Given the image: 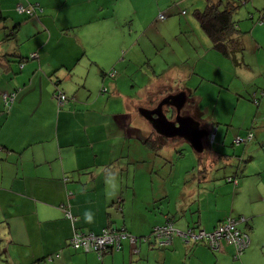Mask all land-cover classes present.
<instances>
[{
  "label": "crops",
  "instance_id": "0c3cea01",
  "mask_svg": "<svg viewBox=\"0 0 264 264\" xmlns=\"http://www.w3.org/2000/svg\"><path fill=\"white\" fill-rule=\"evenodd\" d=\"M112 1L97 3L98 11L108 10L109 17L91 15L87 23L73 25V22L53 31L52 18L46 14L47 10H56L53 0H0V55L30 58L36 52L23 67L6 58L4 65L0 63V264H168L170 260L178 264L179 257H184L188 264H264V178L256 174L263 175L264 166L255 173L257 178L250 180L249 172H245L249 181L245 178L239 180L238 186L228 188L225 177L239 173H223L221 177L214 173L220 161L225 167L232 166L233 157L214 151L216 142L210 147L209 137H205L204 151L197 152L196 195L172 188L168 182L154 177L153 170L150 179L139 182L136 151L130 157L134 150L132 146L127 149L126 142L134 138L152 153L150 157L161 158L172 151L178 153L177 149L168 148L175 139H169L156 155L144 143L155 135L163 137L153 127L142 125L140 130H131L129 118L121 121L115 117L116 113H105L108 101L93 99L92 93L81 97V91L88 92L90 75L94 71L98 77L99 71L103 84L111 85L126 108L138 104L149 108L153 101L150 89L143 101L137 100V94L123 92V87L131 83L130 73L137 71L132 62L126 64L125 59L121 74L107 80L111 70L104 67L103 59L93 58L102 39H110L104 26L116 20L115 10L121 8L119 1L114 4ZM74 2V6L88 3V12L92 0ZM19 4L37 8L36 15L30 17L34 21L29 22L27 15L18 12ZM112 4L119 7L113 10ZM16 26H19L16 40L6 41V34ZM85 27H91L89 30L97 27L98 33H89ZM75 28L83 29L82 34H72ZM114 39V43L120 42L119 38ZM35 40L37 45L30 51L23 49L24 42ZM66 42L72 48L66 47ZM60 46L68 52L62 54ZM120 54L121 50L117 58ZM116 64L114 61L110 66L116 69ZM154 76L151 75V81ZM57 89L68 96L62 108L53 97ZM17 90L15 100L6 109L2 94ZM195 121L207 128L208 133L212 132L199 118ZM104 143L107 149L97 151L98 144ZM164 152L168 153L163 155ZM179 153L183 155L182 150ZM123 158L127 160L123 162ZM131 166L134 175L130 174ZM185 168L189 171L188 166ZM207 182L221 187L219 192L217 187L214 195H205L206 188L202 185ZM230 216L244 217L247 222L241 228L251 237L250 247L238 259L234 247L225 241L219 251L213 252L205 245H188L178 238L168 249L155 247L148 240L137 246L138 253L134 252V245L125 241L121 251L102 260L94 253H81L68 245L79 229L100 233L112 225L145 237L155 226L172 219L181 230L201 227L209 232ZM49 257L53 259L50 263L42 261Z\"/></svg>",
  "mask_w": 264,
  "mask_h": 264
},
{
  "label": "rangeland",
  "instance_id": "374dc122",
  "mask_svg": "<svg viewBox=\"0 0 264 264\" xmlns=\"http://www.w3.org/2000/svg\"><path fill=\"white\" fill-rule=\"evenodd\" d=\"M53 1L56 10L46 11L47 16L52 18L53 31L64 29L65 25L73 22V25L87 23L86 19L91 15L106 18L110 13L108 10L98 11L97 3L103 4V0H92L88 12L86 10L88 3L74 6L75 0ZM118 1L122 5H120L121 8L115 10V6L119 7V5H113L115 0L112 1L111 6L115 10L116 16L113 18L116 20H112L111 25L104 26L110 39H102L103 43L94 50L93 55V58L103 59L104 67L111 70L107 80H112L111 73L121 74V63L127 59L126 64L132 62L137 71L129 74L131 83L123 87L124 93L137 94V100L143 101L147 90L150 89V97L152 100H157V104L165 97L174 95L171 93L185 94L188 99L185 110L204 122L209 130L212 129V132L217 130L216 143L212 149L233 157L234 161L230 167H225L223 161H220L214 175L221 177L223 173L236 172V174L239 173V180L248 178L249 181L250 177L244 175L245 172H249L250 180H252L260 167L264 166V23L260 22L264 17V0H246L234 16L239 29L243 32L246 48L241 66H237L231 59L223 57L212 48V43L196 20L195 11L204 10L206 0ZM78 15L83 17L78 18ZM28 21H34V18ZM90 28L85 27L84 30ZM96 28L89 30V33H98ZM82 32L83 29L75 28L71 33L80 35ZM114 38H119L120 42L114 43ZM37 41L24 42L23 49L30 51L37 45ZM65 46L72 48L70 42H66ZM121 46L124 48L122 49ZM60 48L62 54L68 52L65 47L60 46ZM91 48L95 49L93 46ZM120 50V57L117 58ZM33 53L29 55L30 58H34ZM114 61L117 63L116 69L110 66ZM95 69L97 70L96 67ZM153 71L156 73L153 74ZM96 72L100 75L96 77L93 71L87 81L88 92L81 91V97L92 93L93 99L98 97L105 103L108 101L109 112L105 111V113H116L115 117L121 121L129 118L132 122L131 127L129 126L131 130H140L142 125L152 127L151 123L140 114V109L145 108L144 106L138 104L126 108L125 103L121 104L118 101L111 85L109 83L104 85L101 73ZM1 75L2 73L0 77ZM151 75H155L153 81L150 80ZM103 88L105 93H102ZM256 101L260 104L258 105ZM249 132L254 134V139L245 142L244 139ZM96 134L102 135L99 132ZM210 134L211 132L208 137ZM238 137L244 138L243 142L235 144ZM130 139L126 142V147L127 149L133 147L134 151L130 157H134L136 151V161L139 162L137 169L139 182L148 180V177L150 179L149 174L153 170L154 177L168 182L172 188L176 187L190 196L196 195L195 192L199 186V181L195 180L198 174L197 152L188 142L183 143L180 138L175 139L168 148L177 149L178 153L164 152L163 155H166L160 158L153 155L150 157L152 153L144 149L140 141L138 143L136 139ZM207 142L212 144L210 137ZM208 146L211 145L208 144ZM101 148L107 149L106 144H98L97 151H101ZM179 150H182L183 155L179 153ZM251 157L252 160L249 161ZM126 160L127 158H123L122 161ZM183 166V170L180 171ZM187 166L189 171L185 168ZM244 166L248 167L247 170ZM134 172L135 169L132 167L130 174L134 175ZM256 174L264 178V174ZM211 185V182L202 185V188H206L203 189L205 195H214V188L217 187L219 192L221 187L212 185L210 188ZM226 186L233 188L234 185L229 183ZM193 215L195 216L196 213ZM175 228L178 232L185 233L179 229L180 227ZM179 260L178 264H188L184 257H179ZM44 261L50 263L47 258ZM168 264H175V262L170 260Z\"/></svg>",
  "mask_w": 264,
  "mask_h": 264
},
{
  "label": "trees",
  "instance_id": "16d2710c",
  "mask_svg": "<svg viewBox=\"0 0 264 264\" xmlns=\"http://www.w3.org/2000/svg\"><path fill=\"white\" fill-rule=\"evenodd\" d=\"M245 1L246 0H244V1L240 0L239 2H237L236 0H206L205 9L204 10H196L195 14H194V16H195L196 20L198 21L201 29L203 30L205 35L208 37V39L212 43V48L215 51H217L220 55H222L223 57L231 59L237 66H241L243 64L242 58L244 56L246 48H245L244 41H243V36H242L243 32L239 29L238 24H237V22L234 19V16L237 13L240 5H244ZM27 18L29 19L30 17L27 16ZM263 19H264V17L261 18V21H260L261 23H264ZM18 28H19V26H16L14 29H11L6 34V41L16 40V35L18 33L17 32ZM9 57H11V56H9V55L1 56L0 55V63L2 65H4L3 60L6 58V59H10L11 63H15V64L19 65L20 67H23V64L25 63V61L28 60V59H31V58L19 57V56H16V55H13L12 58H9ZM115 74H116V72L115 73H111V77H113ZM108 76H109V74H108ZM104 89L105 88H103L102 93L104 92ZM171 92L172 91H170V93ZM17 93H18V90L14 91V92H11V93L2 94V99L4 101L6 109H8L11 106V104L13 103V101L15 100V98L17 96ZM171 94H177V93H171ZM63 95L66 97L65 101H67L68 100V96L63 91H61L59 89H57L54 92L53 97L56 98L59 101L60 97L63 96ZM156 102H157V100L156 101L153 100L152 103H151V106H156ZM256 103L258 105L260 104L259 101H256ZM62 107L63 106H60V108H62ZM216 132H217V130H216ZM216 137H217V134L215 136V139H216ZM242 139H244V138H242ZM253 139H254V134L252 132H249L247 134L246 139H244V141L245 142H250ZM168 141H169V139H166L164 137L161 138V137H158V135L157 136L155 135V137L148 138L147 140H145L144 143L146 144L147 147L152 149V151H154L156 153V155H157L160 152V149L162 147H164V145H166V143ZM214 143H215V141H214ZM207 144L213 145V144H210L208 142H207ZM225 181L227 183L233 184L234 186H238L239 185V175L237 174V175H234V176L225 177ZM71 218L74 219V217L72 215H71ZM228 218L235 219L238 222V229L241 232L246 233V234H248L250 236V234L248 232L244 231L241 228V224L247 222V220L244 217H242V216L241 217H232V216H230V217H227L226 219H228ZM226 219L222 220L219 223V225L221 223H223ZM170 225L173 227L174 231L178 232V230L175 228L176 226H175L174 221L172 219H168L163 225L155 226L153 228V230H152V233L149 236H145V237L135 236L132 233L128 232L124 228H122V229L115 228L112 225L105 227L102 230V232H100V233H96V232L90 231V230L84 231V230L79 229V230H75L74 234L75 233H84L85 232V233H94L96 235H99V234L103 233L104 230H108L111 233L125 232L127 235L134 236L137 239L136 243L132 244V245H134L135 249H137V250H138L137 246L139 247V244L141 242H147L148 240H151L152 243L155 245V247L167 248V247L173 245L175 239L177 237H179L185 244H188V245L189 244H192V245H205L211 251H213L206 242H197V243L193 242V241L192 242H187L183 237L179 236L176 232L173 235H171V238L169 239V244H162L165 241L166 238H161L159 240V238L156 235V230L159 229V228H165L167 226L169 227ZM219 225H217V227ZM201 229H203V228H201V227H189L187 230H183V231L184 232H187L188 230L199 231ZM213 231H209V232H213ZM72 238H73V236L68 240V245L72 249H74L75 251L81 252V253H85V254L94 253V254H96L98 256V254L95 253V252H86L83 249H79L78 250V249L73 248L70 245V241H71ZM125 241L128 242L129 240L126 239V240L122 241V245H121L120 249H115V248L113 249V247H110L111 249L109 248L106 251V253L102 254L101 258H99V256H98V258L100 260H102L103 257L108 255V254H112L114 252L121 251L123 249ZM138 252H139V250H138ZM213 252H216V251H213ZM44 260H45V258H44ZM44 260H42V261H44Z\"/></svg>",
  "mask_w": 264,
  "mask_h": 264
},
{
  "label": "built area",
  "instance_id": "2783aa9c",
  "mask_svg": "<svg viewBox=\"0 0 264 264\" xmlns=\"http://www.w3.org/2000/svg\"><path fill=\"white\" fill-rule=\"evenodd\" d=\"M37 8L34 6L25 7L22 4L17 6V10L21 14H25L29 17H34L37 13ZM42 11V10H41ZM163 17V16H162ZM66 97L63 95L60 97V105L65 102ZM216 131L211 132L210 139L213 144L215 141ZM243 139L238 137L235 143L240 144ZM71 217V215H70ZM173 227L159 228L156 230V235L159 238H166L162 244H169V239L173 235ZM179 236L183 237L187 242H206L213 251H219L222 248V242L232 245L235 248L236 259L241 257L244 252L250 247L251 238L248 234L241 232L238 229V222L233 218L226 219L221 223L213 232H207L205 229L199 231L188 230L185 233L176 232ZM128 239L131 244L136 243L137 239L134 236L127 235L125 232L111 233L108 230H104L103 233L96 235L94 233H75L70 241V245L75 249H83L86 252H95L101 258L102 254L113 247V249H120L122 241ZM111 249V248H110ZM134 252H138L137 249ZM51 257L47 258V261L51 262Z\"/></svg>",
  "mask_w": 264,
  "mask_h": 264
},
{
  "label": "water",
  "instance_id": "95a60500",
  "mask_svg": "<svg viewBox=\"0 0 264 264\" xmlns=\"http://www.w3.org/2000/svg\"><path fill=\"white\" fill-rule=\"evenodd\" d=\"M186 103L187 99L185 94H174L162 100L155 110L141 108L140 114L151 123L153 129L159 135L166 139H185L196 152L202 153L204 151L202 139L208 137L209 133L200 129V123L198 121L181 115V111ZM165 105L176 109L177 116L175 121L170 120L163 113L162 109Z\"/></svg>",
  "mask_w": 264,
  "mask_h": 264
},
{
  "label": "flooded vegetation",
  "instance_id": "af4514ba",
  "mask_svg": "<svg viewBox=\"0 0 264 264\" xmlns=\"http://www.w3.org/2000/svg\"><path fill=\"white\" fill-rule=\"evenodd\" d=\"M187 101H188V99H187ZM161 102H159L158 104L156 103V106H151L152 107L151 109L150 108H147V109L155 110V109H157V107L159 106V104ZM170 107L171 106L168 107L167 105H165V106H163L162 111H163L164 114H166L168 116V118H170V120L175 121L176 116H177V111H176L175 108H173V107L170 108ZM185 107L186 106H184V108L182 109L181 115L184 116V117H190V118L196 120L197 118L194 116V114H191L188 110H185ZM200 129L208 132V130L206 128H204L202 125H200ZM203 140H204V138L202 139V142H203Z\"/></svg>",
  "mask_w": 264,
  "mask_h": 264
}]
</instances>
